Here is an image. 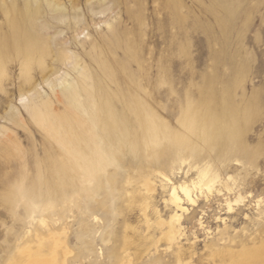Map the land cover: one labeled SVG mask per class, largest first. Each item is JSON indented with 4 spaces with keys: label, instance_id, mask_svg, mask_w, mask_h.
Here are the masks:
<instances>
[{
    "label": "rangeland",
    "instance_id": "1",
    "mask_svg": "<svg viewBox=\"0 0 264 264\" xmlns=\"http://www.w3.org/2000/svg\"><path fill=\"white\" fill-rule=\"evenodd\" d=\"M12 18L39 62L24 63ZM0 41L8 42L0 56V264H24L27 255L45 264H264V0H0ZM209 82L249 157L228 146L217 155L204 143L209 129L185 124ZM100 90L140 96L167 133L189 143L160 169L129 149L106 171L111 193L89 201L90 184L61 155L66 176L36 170L55 139L51 122L83 118L87 94ZM205 166L233 193L183 204L180 239L169 250L155 244L158 222L175 210L170 187L190 184ZM238 194L246 206L225 214Z\"/></svg>",
    "mask_w": 264,
    "mask_h": 264
},
{
    "label": "bare ground",
    "instance_id": "2",
    "mask_svg": "<svg viewBox=\"0 0 264 264\" xmlns=\"http://www.w3.org/2000/svg\"><path fill=\"white\" fill-rule=\"evenodd\" d=\"M10 25H11L14 33L17 35L18 39L21 42V47L19 48L18 53L22 56L24 63L26 65H29V64L35 63L37 61L39 62L38 56L33 51V48L30 44V40L26 34V31L23 28H21L19 25L15 24L14 18L10 19ZM7 47H8L7 41H0V56L4 55L5 51L7 50ZM103 74L107 78L111 77L106 68H104ZM201 92H202L201 98L193 105L194 108L192 107L193 111L194 110L195 111L185 115V117H184L185 124L191 130L195 129V128L209 129V131L204 134L205 140L202 137H201L202 138L201 140H204V143L206 142L207 147L215 148L217 151V155L220 152L219 150L223 146H228L231 149L232 153H234V154L239 153L242 155L246 154V156H248L247 153L245 152V149L243 150L238 145V141H239L238 132L236 130L235 125L232 122H230L229 118H228V116L230 114L229 106L226 104V102H221L219 106H217L215 104L214 100L211 97V93H210V82L205 86V88H202ZM75 94L76 93L73 92V94H71L72 97ZM97 96L99 97V100H95V97H97ZM87 98H88V101L90 102L92 108L90 110H88V112L81 110V112H82L81 116H83V118L80 119V118H76V117L72 118V117H68V116H66V117L63 116L62 117L63 121H61V119H60V122H59V119H57V120H53L51 122V127L54 130V138L55 139H54V141L49 143V148L45 152V155L42 159L43 162L41 161L42 165L41 166L39 165L37 167L36 171L39 175H41V173L48 174V175L54 174V173L55 174H63L64 172H66L64 168L67 165H64V168H63V165L61 163H57L56 162L57 159L55 158V157H58V155L59 156L61 155L63 157L64 162H66V164L71 163L73 166V167L72 166L71 167L75 170H78L80 173H82L86 179L85 181H87L88 184H90V186L88 185V187H86L87 186L86 185L85 186L86 188L83 187L84 194L89 201L93 200L95 198V194L97 192L109 191V190L111 191L113 189L114 184H115V178L113 176H110L109 173H108V175H105V174H107L106 171L110 167L118 166V163L121 160V158L126 153L127 154L130 153L129 149L133 148L136 151V156L147 157L150 159V161L153 163L154 166H157V167L160 166L161 167L162 162H163L162 160H163V158H166L167 155L172 153L177 148H179V150H181L180 148H182V149L187 148L184 145H185V142H188V141H184V139L181 138L180 136L179 137L174 136L175 134L171 135V133H167L164 130V128L162 127L163 125L161 124L162 121L160 122V118L158 119V117L151 112L152 110H150V107L148 106L149 104L145 100H142L140 98V96L135 95V94L132 95L130 92H123V91L120 93H117L115 95H111L104 90H100L95 94L94 93H88ZM196 130H198V129H196ZM198 131H200V129ZM205 131H207V130H205ZM197 133H199V132H197ZM201 140H200V142H202ZM193 143H194V141H193ZM240 143H241V141H240ZM189 145H188V148H189ZM192 147H194V146L192 145ZM199 147H200V144H199ZM190 148H191V146H190ZM199 151H200V149L198 150V152ZM205 152H206V150H205ZM184 153H186V152H184ZM130 154H132V153H130ZM179 154H180V152H179ZM182 154L183 153L181 152V155ZM55 155H57V156H55ZM231 156L232 155H230V158H231ZM173 157H175V156H173ZM240 157L241 156L239 155V158ZM135 158L136 157L134 156V158H133L134 161L137 160ZM170 160H171V158H170ZM174 160H175V158H174ZM61 161H62V159H61ZM171 162L172 161H170V163ZM70 165H68V166H70ZM133 165L134 166L136 165V161L134 162ZM168 165H170V164H168ZM241 165H243V161H242ZM67 168L68 167H66V169ZM209 169L207 166H205L203 168L201 167V169L197 171L196 177L193 178V180L191 179L192 181L190 182V184L189 183L186 184L184 182L183 184H181L177 187H175V186L170 187L171 184L169 183L170 184L169 185L167 183L169 185V187L171 188V189H169L170 194H168L169 199L167 201H168V203H170V205L175 210L167 222H163V221L158 220L159 221L158 226L160 227V238L157 240V242L155 244H157L160 240L161 241L164 240V242H166L168 244L167 248L169 250L173 247V245L176 243V241H178L180 239V237L183 234V229L181 228L180 220L182 219V217L185 213L188 214L187 212L189 210V209H186L185 207H183V204L187 203V204H190L191 206L195 207L198 202L200 205V202H201V201H199L200 197H204V198L208 199L210 197L220 196L223 193V191H225V194H231V192L233 193L234 189L229 187V185H227L226 183H223L222 181H220L219 177L216 175V172L212 173V172H210L211 170H209ZM67 172H68V170H67ZM67 172L64 173L65 176H66ZM147 172H149V171H146V174H147ZM71 173H72V171H71ZM151 173H153V172H151ZM75 174H76V171H75ZM154 174H155V172H154ZM63 175H60V176H63ZM49 176L51 177V175H49ZM194 176H195V174H194ZM56 177L57 176H55V178ZM49 178H47V179H49ZM78 178H80V177H78ZM59 179H61V178H59ZM229 179H228V181H231ZM80 180L83 182L82 179H79V181ZM116 180H117V178H116ZM54 181H55V179H54ZM50 182H51V180H50ZM77 182H78V180H77ZM87 182H86V184H87ZM143 183L146 186V192L147 193L152 190L151 185L149 184V181H145V182L143 181ZM46 184L49 185L48 183H46ZM176 184H178V183H176ZM50 185H52V184H50ZM52 186H54V185H52ZM55 186H57V185H55ZM80 186L81 185H79V187ZM82 186H84V184ZM55 188H57V187H55ZM52 190H53V188H52ZM240 190H242V189H240ZM56 191H58V190L56 189ZM44 192H45V190H44ZM234 193H236V192H234ZM107 195H109V194H107ZM65 198L66 197H64V199ZM96 198H97V196H96ZM50 199L51 198L49 197L48 200H50ZM146 200L147 199L144 198V205H147ZM244 200H245V197H243L240 194H238V196H236L233 201L232 200H226V203H225V209H226L225 211L226 212H225V214H239V213H241L243 208L246 206V204H243ZM52 201H53V199H52ZM95 201H94V203H95ZM42 202H44V201H41V203ZM60 202H62V201H60ZM31 203H32V201H31ZM247 203L250 204V201H247ZM54 205H56V204H54ZM36 207H38V205ZM64 207H66V205H64ZM41 208H42V205H41ZM48 210L49 211L46 210L47 213L51 211L50 209H48ZM54 211H55V209H54ZM42 212H43V210H42ZM44 212H45V210H44ZM263 212L264 211H262V210H260V212H259V216H261V218H262ZM194 213H195V210H193L192 213H190L189 215H193ZM40 214H42V213H40ZM61 214H62V212H61ZM81 214H83V213H81ZM88 214H89V212H88ZM88 214H86V215H88ZM188 217L189 216H187L186 218H183V219H188ZM54 242H56V241H54ZM26 255H25V257H26ZM108 255H110V254H108ZM108 255H107V258H109ZM25 257H24V259H25ZM121 258H122V256H121ZM125 258H126V256H125ZM176 260H179V259L176 257ZM45 262H46L45 260H41L40 258H32V255H31V257L27 255V259L23 263L24 264H45ZM122 262L120 261L119 263L121 264ZM127 262L129 264L130 260Z\"/></svg>",
    "mask_w": 264,
    "mask_h": 264
}]
</instances>
